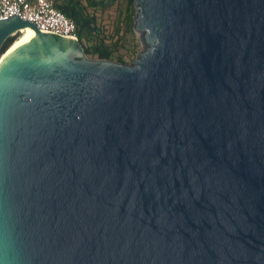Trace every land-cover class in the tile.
Returning <instances> with one entry per match:
<instances>
[{
	"label": "water",
	"instance_id": "95a60500",
	"mask_svg": "<svg viewBox=\"0 0 264 264\" xmlns=\"http://www.w3.org/2000/svg\"><path fill=\"white\" fill-rule=\"evenodd\" d=\"M143 49L0 20V264H264V0H135ZM8 49V48H7Z\"/></svg>",
	"mask_w": 264,
	"mask_h": 264
},
{
	"label": "rangeland",
	"instance_id": "374dc122",
	"mask_svg": "<svg viewBox=\"0 0 264 264\" xmlns=\"http://www.w3.org/2000/svg\"><path fill=\"white\" fill-rule=\"evenodd\" d=\"M134 1L82 0L87 13L96 18L106 42L112 45L113 60L116 61L122 56L127 63H131L143 49L140 37L134 30ZM21 34L18 32L13 36L17 39Z\"/></svg>",
	"mask_w": 264,
	"mask_h": 264
},
{
	"label": "built area",
	"instance_id": "2783aa9c",
	"mask_svg": "<svg viewBox=\"0 0 264 264\" xmlns=\"http://www.w3.org/2000/svg\"><path fill=\"white\" fill-rule=\"evenodd\" d=\"M20 17L45 32L79 39L77 26L54 0H0V20Z\"/></svg>",
	"mask_w": 264,
	"mask_h": 264
},
{
	"label": "trees",
	"instance_id": "16d2710c",
	"mask_svg": "<svg viewBox=\"0 0 264 264\" xmlns=\"http://www.w3.org/2000/svg\"><path fill=\"white\" fill-rule=\"evenodd\" d=\"M54 1L56 6L62 12L74 19L77 26L78 38L84 51L89 57L111 60L115 59L112 45L106 42L100 25L94 16L87 13L86 6L82 3V0ZM15 40V36H10L5 41L2 51L7 50V48H9ZM117 61L127 63L122 56L117 58Z\"/></svg>",
	"mask_w": 264,
	"mask_h": 264
},
{
	"label": "bare ground",
	"instance_id": "6f19581e",
	"mask_svg": "<svg viewBox=\"0 0 264 264\" xmlns=\"http://www.w3.org/2000/svg\"><path fill=\"white\" fill-rule=\"evenodd\" d=\"M20 32L22 33L15 41L14 43L0 56V60L3 59L8 53L11 52V50L17 46L19 43H21L24 39L34 34L32 27H26L24 29H21Z\"/></svg>",
	"mask_w": 264,
	"mask_h": 264
}]
</instances>
